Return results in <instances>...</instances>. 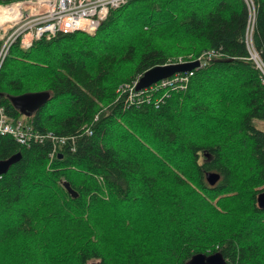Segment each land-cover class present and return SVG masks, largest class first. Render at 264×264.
<instances>
[{"label": "trees", "instance_id": "trees-1", "mask_svg": "<svg viewBox=\"0 0 264 264\" xmlns=\"http://www.w3.org/2000/svg\"><path fill=\"white\" fill-rule=\"evenodd\" d=\"M246 35L264 64V0H127L91 33L11 43L0 106L37 137L0 135V160L16 155L0 174V264L8 253L13 264H185L215 251L264 264V130L253 125L264 82ZM197 57L136 87L152 67ZM27 96L33 107L15 104ZM15 236L32 241L27 260Z\"/></svg>", "mask_w": 264, "mask_h": 264}, {"label": "built area", "instance_id": "built-area-1", "mask_svg": "<svg viewBox=\"0 0 264 264\" xmlns=\"http://www.w3.org/2000/svg\"><path fill=\"white\" fill-rule=\"evenodd\" d=\"M127 0H5L0 2V56L8 46L17 41L20 47H28L40 36L46 38L56 32L75 30L91 33L108 11ZM246 35L249 58L264 82V64L254 52ZM207 56L211 52H206ZM1 57V58H2ZM199 58L196 60L199 62ZM180 59H178V62ZM164 79V78H163ZM161 79V80H163ZM159 81V80H158ZM157 82V81H156ZM155 83V82H154ZM149 86V85H148ZM0 135H10L20 144L37 135L21 120H11L0 106ZM63 139L59 140L62 143Z\"/></svg>", "mask_w": 264, "mask_h": 264}, {"label": "water", "instance_id": "water-1", "mask_svg": "<svg viewBox=\"0 0 264 264\" xmlns=\"http://www.w3.org/2000/svg\"><path fill=\"white\" fill-rule=\"evenodd\" d=\"M198 63L197 60L189 61V62H182V63H169L158 65L152 67L145 72L138 78L136 87H144L148 86L158 80L166 78L172 75L174 72L179 71H188L192 67L196 66ZM38 101V97L36 96H27L22 100H18L15 103L17 106L19 105L22 109L31 108L33 107ZM16 158V155H11L7 159L0 160V174L4 172L8 165L13 162ZM218 178V174L214 172H206L205 179L209 184H213ZM62 185L66 189V191L72 196L75 197L76 193L69 187L67 182H62ZM256 204L260 209H264V189L257 193L256 195ZM94 264V263H89ZM185 264H225V260L223 259L222 255L218 252H212L209 254L204 253H194L192 254Z\"/></svg>", "mask_w": 264, "mask_h": 264}, {"label": "rangeland", "instance_id": "rangeland-1", "mask_svg": "<svg viewBox=\"0 0 264 264\" xmlns=\"http://www.w3.org/2000/svg\"><path fill=\"white\" fill-rule=\"evenodd\" d=\"M249 41V44H250V40L248 39ZM1 42V40H0ZM19 45V44H18ZM0 46H1V43H0ZM251 46V45H250ZM9 47V46H8ZM21 48H27V47H21ZM6 53V52H5ZM4 53V54H5ZM4 56V55H3ZM2 55L0 56V60L2 59L1 58ZM196 59H191L190 61H195ZM253 125L256 127V128H259V129H263L264 130V122L262 121H259V120H253ZM4 221H7L5 218H4ZM37 244H39V242L36 240ZM32 241L30 239H28L27 237H23V236H15L13 239H12V242H9L8 244H15L12 245L11 247L14 248V252H16V254L21 257V259H24V260H27L26 258L28 257V254H29V247H28V244H31ZM5 246V245H4ZM10 247V248H11ZM8 255L10 256V258L8 259V261H10V263L13 264V260L17 259L15 257H12L11 254L8 253ZM26 257V258H25Z\"/></svg>", "mask_w": 264, "mask_h": 264}]
</instances>
